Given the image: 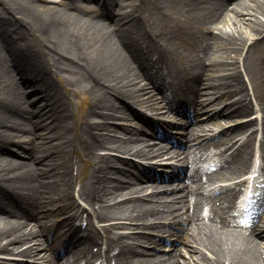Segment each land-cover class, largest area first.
Wrapping results in <instances>:
<instances>
[{"label": "bare ground", "instance_id": "obj_1", "mask_svg": "<svg viewBox=\"0 0 264 264\" xmlns=\"http://www.w3.org/2000/svg\"><path fill=\"white\" fill-rule=\"evenodd\" d=\"M132 1L134 0L129 2ZM136 1H139V5H136L135 10L127 9L123 15L127 19L131 18L128 20L132 26L141 21L144 27H152L154 25L151 22L153 14L144 16L138 14L141 10L140 5L147 1ZM151 1L157 2L156 4L162 3L161 10L165 6V2H159L160 0ZM259 2L241 8L246 4L243 1L232 9L237 14L245 10L251 12L254 11L253 8L257 9L255 16L250 17L247 22L248 31L241 23L245 21V17L233 24V29L219 26L218 24L224 21L233 22V19H237V17L227 18L230 13L224 11L223 15L220 14L217 17L222 19L215 26L219 27V33L207 36L211 40L213 37V42L217 44L229 45L231 52H239L240 44L242 41L246 42L250 37L249 34L255 37L261 35L260 38H264V0H259ZM1 5L7 13L13 15V18L8 19L10 15L4 17L5 35H0V40H4L0 45V78L7 82L8 88L7 94L0 97V264L57 263L56 259L51 258V248L59 247L60 240L58 235H54L53 238L47 236L51 225H56L62 230L66 229L68 232L74 230L76 235L81 233V228L72 224L71 213L63 219L61 216L64 212H70L69 204L76 199L73 182L75 179L80 180L81 176L76 178L73 166L82 157L88 161V170L84 180H80L79 195L89 204H99V208H103L99 215L102 219L123 218L128 222L111 223L109 226L114 227V230H108L104 236L101 234L100 227L91 222L90 227L87 228L88 233L78 241L80 248L77 253L80 254L83 248L84 250L89 249L92 242L103 240L104 237L109 245L115 244V247L119 248L117 256L121 261L130 260L136 250L130 238L134 239L139 235L134 232V222L137 224L136 222L142 219L145 224L143 226H157L154 218L160 214L159 204L150 199L156 193H147L148 199L141 201L128 197L113 203L110 198H105L103 192L107 180L110 179L109 168L116 163L115 168L120 174L117 176L119 180L121 175L127 174L132 167L136 166V162L130 158L114 157L108 152L99 151L105 146L112 145V141L115 140L110 134L112 124L109 119L124 110L119 99L145 107L151 113H159L160 106L153 97V93L146 91L141 85L143 81L141 74L139 75L134 70L122 52L119 54V43L132 44L130 32L119 30L116 40L113 35H106L108 31H97L101 22L91 21L77 29L71 28L67 22L66 17L68 16L59 9L35 18L24 7L14 8L7 2H1ZM211 8L213 9L212 14L219 11L216 6ZM258 11L262 14L261 17H258ZM214 18L216 15L207 19L203 12L199 14V20L209 24ZM238 23H240L239 27ZM103 26L107 25L103 24ZM155 34L166 38L169 32L161 30ZM256 41L248 46L247 56L250 55L251 48ZM194 42L204 50L198 38ZM112 44L113 46L110 47ZM56 56L67 60L68 63L67 61L53 63L52 60ZM8 63H12L13 67L24 75L28 82L33 81L41 85L48 98L49 111L42 110V103L35 105L36 108L28 105L26 95H22L24 86L16 83L12 77L13 69H8ZM230 64L232 67H223V69L232 68V71L216 73L220 70L217 67L223 64H220L217 59L214 60L210 69L216 76H211L212 73L210 71L208 73L206 67L201 68L200 65L191 71L194 73L199 70L197 73L199 77L208 74L210 79L207 91L206 89L201 91L199 85L194 87L193 96L190 99L197 104L192 105L196 107L199 105L200 109L212 114V110L208 109V103L200 99L204 92L215 95L220 92L215 99L219 102L223 99L220 97L240 91L241 96L233 104L234 107L230 112L242 114L244 107L248 109V104L244 101L248 92L243 85L239 63L231 62ZM63 70L72 73L70 74L71 79L75 76L73 83L91 96L89 107L76 119L74 118L73 123L69 121V116L73 115L72 110L62 95L60 84L55 76ZM246 71L252 76L256 74V69L250 62L246 65ZM257 94L263 96L264 100V88L258 86ZM257 100L264 107V101L258 98ZM95 115L98 119L92 120ZM192 131L195 129L193 128ZM117 141L121 152L139 158H146L145 155L150 151L147 146L143 145L141 138L134 139L132 134L120 137ZM246 145L245 148H240V151L245 153L240 160V165L249 162L248 154L251 151V145L248 143ZM42 150H46L47 156L50 157L49 164L45 161L49 165L45 168L42 167L45 158L40 157ZM23 153H27V157ZM73 153L77 154L76 160L73 158ZM164 153V151L158 153L157 157H161ZM19 157L24 159L21 160ZM167 166L174 169L172 164ZM183 171L184 166H181V171L170 178L183 175ZM153 175L155 176V172ZM163 176L161 171L159 177ZM120 188L119 184H114L109 191H116ZM95 193H98V200L95 198ZM12 204L19 206L18 217L34 220L33 230L27 232V220L23 221L18 218L15 221H9V208ZM184 205L185 203L182 204L183 207ZM166 206L170 221L174 220L173 215H177L175 224L180 229L184 223L187 225L185 228L187 231L184 234L189 242L194 244L193 248L187 250L190 252V258H195L197 264H264L262 256L264 246L258 245V237L242 236L222 223L200 220L197 212L190 214L184 209L180 213H175L174 204L170 201ZM77 213L78 209L75 214ZM182 221L185 222L182 223ZM121 225L133 229L124 236L123 232L118 231ZM258 225L254 229L258 230L257 234L264 240V221ZM165 231L179 234L170 228H165ZM71 246L72 244H67L66 249ZM41 248L50 249L41 250ZM14 253L23 256L4 258L5 254ZM176 253L177 251L173 255ZM170 255L160 263L182 264L181 258L174 256L171 261ZM150 258L146 257L143 264H159ZM184 261L186 264H192L190 259Z\"/></svg>", "mask_w": 264, "mask_h": 264}, {"label": "rangeland", "instance_id": "obj_2", "mask_svg": "<svg viewBox=\"0 0 264 264\" xmlns=\"http://www.w3.org/2000/svg\"><path fill=\"white\" fill-rule=\"evenodd\" d=\"M83 1L84 0H61V4H55L53 2H49V1H45V0H0V35H5V33L3 31V27L5 25V23H4L5 22V18L4 17L7 16V15H10V16H8V19L9 18H13V15H11V14H9V13H7L5 11L4 7L1 5V2H7V3H9V5L13 6L14 8L24 7L26 9H28L34 15V17L36 18V17H40V16H43V15H48L50 12H52V10H55V9L66 10V11H73V12H75L77 10L79 11L82 8V6H83L82 5ZM88 3L89 4L86 5V7H88V8H92V7L96 8L98 6L95 2H88ZM125 3H128V2H125ZM257 3H260L259 0H247V3L244 4L241 8H243V7H249V6H252V5L257 4ZM118 8H119V5L116 6V11L119 12V14L117 16L119 17V16H121L123 14V11H119ZM119 9H121V8H119ZM243 10H245V9H243ZM252 10H254V11L246 12V10H245L241 14L232 13L227 18L232 19V18L237 17V19H233V22H231V20L230 21L229 20L224 21L223 23H220V25L221 26H224L227 29H233V24H235L239 19L245 17V21H243L241 23H242V25H244L245 30L248 31V28H246V25L248 24L247 22H249V20H250L249 18L250 17L255 16V13H256V10L257 9L253 8ZM139 13L140 12H138V14ZM152 14H153V18L151 19V22L154 25L152 27H150V29L151 30H154L155 32H157L158 29L160 28V24H161V22H163V19L164 18L162 19L163 15L160 14V13H158V12H153ZM148 15H150V14H148ZM257 15H258V17H261L262 16V14L259 11H258ZM98 18L99 17L96 16V17H93L92 19L93 20H97ZM220 21L221 20H219V22ZM67 22H69V26L71 28H73V29H77V28H79L81 26V24L76 23L72 18L68 19ZM179 24H185L187 27L190 26V24L186 23V20H184V19H179ZM82 25H84V24H82ZM86 25H87V23H86ZM239 25H240V23H238V27H239ZM98 26H99V28H97V31L98 32L99 31H108L109 32L108 27L106 28L102 24H100ZM108 32L106 33V35L107 36H110V34ZM249 36L250 37L247 38L248 39L247 41H249L251 43V41L255 37V35L249 34ZM149 37H150L149 38L150 41L152 42L151 48L154 49V48L157 47V49H158L159 48V42L156 39V36L154 35V37H151V36H149ZM188 38L190 39V36L189 35H188ZM161 40H164V39L162 38ZM3 41L4 40H0V45L2 44ZM171 41H172L171 42L172 45L175 46V49L177 51V53L175 55L177 58L187 59L191 63L194 62L193 61V58H194V55H195V51H197V48L194 45H192V44L190 45L188 43L189 42L188 39H185L183 42H180L181 41V38L171 39ZM262 41H263L262 43H260L261 42L260 41L258 43V45H256L255 48L253 49V51L251 53L250 61L256 60L261 55H264V38H262ZM164 43L171 44V43H168L167 40ZM173 43H175V44H173ZM245 44L246 43L243 42L242 44H240V46H242V45L244 46ZM112 46H113V44L110 47H112ZM220 49H222L221 52L223 53L224 47H220ZM154 50H156V49H154ZM226 52H225L224 55H220L221 54L220 52L218 54H215L218 58H221V59L223 58L224 59V61L222 63L223 64L222 65L223 67L228 66V65H231L230 62H234V59H235L234 56H236V53L235 52H233L231 56H227L226 55ZM119 54H121V51H120ZM240 56H239V59H240ZM52 61H53V63H62V62L67 61V60H65L63 58L60 59V57L56 56L55 58H53ZM67 63H68V61H67ZM261 66L264 68L263 65H261ZM8 69L9 70L10 69H13L12 71H13L14 76L16 75L17 78H19V74L17 73L16 69L14 67H12V65H8ZM242 69H243V72L245 73L246 77L248 78V75L245 72V69H244V66L243 65H242ZM224 71L225 72H230V71H232V68H225ZM217 72L218 73H221V70H218ZM70 74L72 75V73H69L68 71L63 70V71H61L60 74H57L56 73L55 76H56L57 82L61 86V90H62L64 96L69 97L71 107L73 108L74 114L76 116L80 111H86L87 110L86 107L90 103L91 96H90L89 93H87L83 89L77 88L76 90H74V89H72V87L70 85H67L66 84L69 80L71 81L72 84H74L73 83V80H74L75 76L72 77V79H71ZM202 81L204 82V85L205 86L208 84V79L207 78H204ZM247 81H248V84L250 86L249 80H247ZM20 83H22V82H20ZM20 83H19V85H20ZM250 88H251V86H250ZM7 90H8V88H7V82L6 81H2V79L0 78V97L6 95L7 94ZM128 114H129V117H130L131 114H130L129 111H128ZM125 117H126V115L124 114V115L116 118V120L123 119ZM70 121H72V117H70ZM112 151L118 152V153H120V154L123 155V153H121L120 151H118L116 149H114ZM117 156H119V155H117ZM129 157H132V156H129ZM75 173H76V170H75ZM110 174L112 175L113 179H115L116 176H117V174L115 173L114 170H112V172ZM132 180L137 181L136 183L138 184V188L145 187V186H142V185H143V183H146V182H144V180H142L141 178H139V177H133ZM79 184H80V181L77 183L76 190H78ZM127 191L128 190H126L125 192H127ZM129 194H131V192H128L126 195H129ZM76 195H77L76 203L78 205L79 204H80V206L82 204L83 205L84 204L87 205V203L78 196V193L77 192H76ZM126 195L124 196V195L114 194L112 196V200H119L120 201V200L126 198L127 197ZM89 207L92 209L91 206H89ZM161 218H162V215L157 220H159ZM109 222L110 221H100V222H97V223H99V224H105V223H109ZM78 223H80V220H78ZM137 223L138 224H136V226H138L141 223V220H139ZM138 229H143V228L138 227ZM119 231L127 232V231H130V230H129V228H122V227H120L119 228ZM140 242H142V241H140ZM177 245H178V247L181 248L182 253L184 252L185 256L188 257V254L185 253L184 246L181 245V242L179 240H177ZM190 246H191V244H190ZM139 249H140V247H138V250ZM17 256H19V255H17ZM127 264H129V262Z\"/></svg>", "mask_w": 264, "mask_h": 264}]
</instances>
